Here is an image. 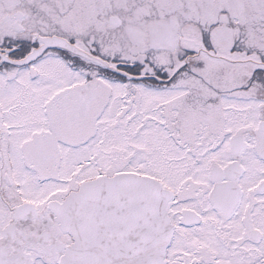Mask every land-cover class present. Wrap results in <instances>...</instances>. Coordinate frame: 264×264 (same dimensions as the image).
Segmentation results:
<instances>
[{"label": "snow or ice", "instance_id": "6c2138e0", "mask_svg": "<svg viewBox=\"0 0 264 264\" xmlns=\"http://www.w3.org/2000/svg\"><path fill=\"white\" fill-rule=\"evenodd\" d=\"M0 264H264V0H0Z\"/></svg>", "mask_w": 264, "mask_h": 264}]
</instances>
